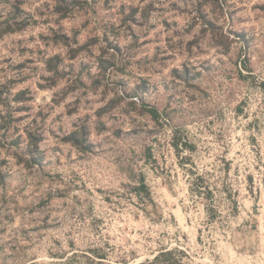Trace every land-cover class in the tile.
Masks as SVG:
<instances>
[{
  "label": "rangeland",
  "instance_id": "374dc122",
  "mask_svg": "<svg viewBox=\"0 0 264 264\" xmlns=\"http://www.w3.org/2000/svg\"><path fill=\"white\" fill-rule=\"evenodd\" d=\"M261 80L259 0H0V264H264Z\"/></svg>",
  "mask_w": 264,
  "mask_h": 264
},
{
  "label": "trees",
  "instance_id": "16d2710c",
  "mask_svg": "<svg viewBox=\"0 0 264 264\" xmlns=\"http://www.w3.org/2000/svg\"><path fill=\"white\" fill-rule=\"evenodd\" d=\"M245 67H247L246 64ZM259 83L264 93V80H261ZM153 113H156V110H153ZM66 139L77 146L83 145L86 142L89 144V131L84 127L79 128L71 132ZM88 144L86 145L89 146ZM84 149H86L85 146ZM190 177V191L192 194L197 195L199 199L203 200L210 219L216 218L219 214V199L217 193L224 192V198L228 200L227 202L231 213L237 211L238 201L234 198L232 187L229 184L223 182L222 186L218 187L217 184L211 181L209 172H203L199 169L191 170ZM138 181L139 184L134 188L135 192L140 196L143 202H146V200L152 201L151 190L145 182L144 177L141 176ZM72 246L75 247L74 242H72ZM174 250L173 248L161 249L154 258H147L135 264H178ZM108 259L109 250L102 244H93L83 250L73 249L70 254L64 256L63 263L77 264L80 263V261H84L85 264H116ZM29 264L37 263L32 262Z\"/></svg>",
  "mask_w": 264,
  "mask_h": 264
},
{
  "label": "clouds",
  "instance_id": "9594fccd",
  "mask_svg": "<svg viewBox=\"0 0 264 264\" xmlns=\"http://www.w3.org/2000/svg\"><path fill=\"white\" fill-rule=\"evenodd\" d=\"M260 3H264V0H259Z\"/></svg>",
  "mask_w": 264,
  "mask_h": 264
}]
</instances>
